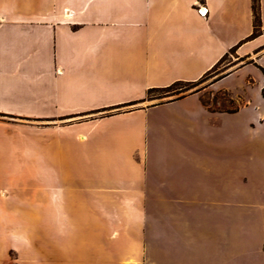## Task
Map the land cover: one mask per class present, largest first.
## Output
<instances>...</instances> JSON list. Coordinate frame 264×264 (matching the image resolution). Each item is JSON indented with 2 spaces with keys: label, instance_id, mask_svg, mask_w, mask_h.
<instances>
[{
  "label": "crops",
  "instance_id": "1",
  "mask_svg": "<svg viewBox=\"0 0 264 264\" xmlns=\"http://www.w3.org/2000/svg\"><path fill=\"white\" fill-rule=\"evenodd\" d=\"M258 1L0 0V264H264Z\"/></svg>",
  "mask_w": 264,
  "mask_h": 264
},
{
  "label": "rangeland",
  "instance_id": "2",
  "mask_svg": "<svg viewBox=\"0 0 264 264\" xmlns=\"http://www.w3.org/2000/svg\"><path fill=\"white\" fill-rule=\"evenodd\" d=\"M231 61H233L232 56L228 55L227 57H225L223 59V62L221 63V66L224 67L223 70H225V68L230 69L232 66H230ZM184 86V85H179L176 86L174 88H178L177 91H173L168 93L165 97H159L158 94L159 92H155L154 96L152 97V101H162V100H169V99H173L175 98L177 95L180 94H187L188 92L192 91L194 87H191L190 89H184L185 87L181 88L182 90H180V87ZM232 125L233 127L235 126V123L232 121ZM96 132V130H95ZM63 135H62V139H63ZM67 139V137H65ZM77 137L75 134H72V153H60L58 154L57 152V156H55L56 160H55V169L57 170L56 172L60 171L59 173H66L69 175L65 178L66 182H69L71 185H79L80 184V178H79V172H80V166H81V148L83 147L82 144H80L78 141H76ZM43 151H47V149H43ZM57 151V149H56ZM92 162V167L89 165V170L91 168L92 171H94L96 169V160H91ZM90 162V164H91ZM48 163H50V166L53 165V161L52 158L50 157V159L48 160L47 155L45 156V159H42L39 161V168H40V172L44 175H41L40 179H48V171H47V166ZM83 164H86V160L83 159L82 161ZM111 167H109L110 169ZM27 181V183L31 186L34 185V182H38L40 180L35 179L34 182L31 181V179H27L25 180V182ZM61 184L64 183L63 178L62 180H60Z\"/></svg>",
  "mask_w": 264,
  "mask_h": 264
},
{
  "label": "trees",
  "instance_id": "3",
  "mask_svg": "<svg viewBox=\"0 0 264 264\" xmlns=\"http://www.w3.org/2000/svg\"><path fill=\"white\" fill-rule=\"evenodd\" d=\"M253 15H254V32L252 34V37L257 35L258 29L260 28V25H261L260 12H259V1L258 0H253ZM261 70H262V73H263V76H264V68L261 67ZM205 79H206V76L203 77L197 83H194V84L193 83H189V82L177 81V82H174L173 84H171V85H169L167 87L152 88V89H149V91L147 93V97L152 99V97L154 96L155 92H159V94H158L159 97H165L168 93L173 92V91H177L178 88H174L176 86L184 85V86L180 87V90H182L181 88H183V87H185L184 89L187 90V89H190L191 87H195L197 84L203 82ZM185 95L186 94L177 95L175 98L169 99V101L182 98ZM262 95L264 97V84H263V87H262Z\"/></svg>",
  "mask_w": 264,
  "mask_h": 264
},
{
  "label": "built area",
  "instance_id": "4",
  "mask_svg": "<svg viewBox=\"0 0 264 264\" xmlns=\"http://www.w3.org/2000/svg\"><path fill=\"white\" fill-rule=\"evenodd\" d=\"M198 12H199V14H200L201 16L205 17V16H207V12H208V11H207L206 8L199 6V8H198Z\"/></svg>",
  "mask_w": 264,
  "mask_h": 264
},
{
  "label": "bare ground",
  "instance_id": "5",
  "mask_svg": "<svg viewBox=\"0 0 264 264\" xmlns=\"http://www.w3.org/2000/svg\"><path fill=\"white\" fill-rule=\"evenodd\" d=\"M80 140H84V136L82 135V136H80Z\"/></svg>",
  "mask_w": 264,
  "mask_h": 264
}]
</instances>
